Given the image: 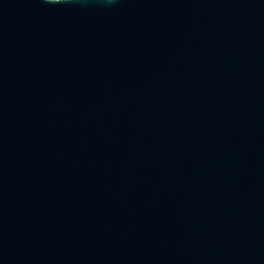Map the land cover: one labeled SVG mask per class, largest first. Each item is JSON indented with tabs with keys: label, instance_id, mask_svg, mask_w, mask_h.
<instances>
[{
	"label": "water",
	"instance_id": "1",
	"mask_svg": "<svg viewBox=\"0 0 264 264\" xmlns=\"http://www.w3.org/2000/svg\"><path fill=\"white\" fill-rule=\"evenodd\" d=\"M0 264H264V0H0Z\"/></svg>",
	"mask_w": 264,
	"mask_h": 264
},
{
	"label": "clouds",
	"instance_id": "2",
	"mask_svg": "<svg viewBox=\"0 0 264 264\" xmlns=\"http://www.w3.org/2000/svg\"><path fill=\"white\" fill-rule=\"evenodd\" d=\"M45 2L60 3V2H66V0H45ZM107 3L109 4L115 3V0H107Z\"/></svg>",
	"mask_w": 264,
	"mask_h": 264
}]
</instances>
